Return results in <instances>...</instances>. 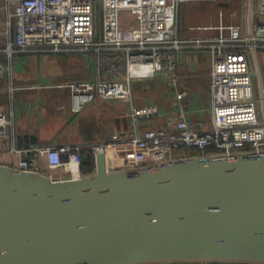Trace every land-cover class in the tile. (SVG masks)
Wrapping results in <instances>:
<instances>
[{
    "label": "water",
    "instance_id": "95a60500",
    "mask_svg": "<svg viewBox=\"0 0 264 264\" xmlns=\"http://www.w3.org/2000/svg\"><path fill=\"white\" fill-rule=\"evenodd\" d=\"M0 264H264V149L137 171L98 154L77 179L0 164Z\"/></svg>",
    "mask_w": 264,
    "mask_h": 264
},
{
    "label": "built area",
    "instance_id": "2783aa9c",
    "mask_svg": "<svg viewBox=\"0 0 264 264\" xmlns=\"http://www.w3.org/2000/svg\"><path fill=\"white\" fill-rule=\"evenodd\" d=\"M194 1L201 0H0V38L8 54L80 49L123 55V80L95 78L67 85L76 112L97 99L129 105L130 129L116 130L108 140L87 147V162L93 169L98 154L105 156L107 170L137 171L189 151L208 155L263 150L264 80L252 60L256 62L257 53L264 50V20L251 26L221 24L219 35L209 40H181L178 10ZM123 13L135 18L133 26L123 21ZM184 47H207L211 52V129H195L180 113L167 122L172 131H139L142 121L161 112L154 104H134L132 82L157 75L176 81V53ZM185 96L178 92L176 99ZM10 125L6 114L0 113V138H6ZM9 151L18 156L20 170L40 172L45 163L49 171L62 170L61 179L82 174L84 148L79 145L11 147Z\"/></svg>",
    "mask_w": 264,
    "mask_h": 264
},
{
    "label": "crops",
    "instance_id": "0c3cea01",
    "mask_svg": "<svg viewBox=\"0 0 264 264\" xmlns=\"http://www.w3.org/2000/svg\"><path fill=\"white\" fill-rule=\"evenodd\" d=\"M177 20V35L181 40H209L219 35L217 27L221 24L251 26L264 20V0L187 2L180 6ZM123 21L133 26L134 20L124 15ZM47 54L61 57L67 65L66 73L43 75L38 62ZM176 62L174 82L161 75L132 82L134 104H154L161 112L158 117L142 121L139 131H172L167 122L180 113L195 129H211L210 50L207 47L181 48L176 53ZM0 66V113L6 114L11 122L6 138H0L2 165L17 168L19 158L9 151L11 147L79 145L84 148L83 157L87 158V147L91 143L108 140L116 130L130 129L128 104L97 99L76 112L75 99L67 88L70 83L95 78L123 80L124 58L119 52L75 49L8 54L6 43L0 38ZM178 92L186 93L180 101L176 99ZM40 172L65 176L62 170L49 171L45 163Z\"/></svg>",
    "mask_w": 264,
    "mask_h": 264
},
{
    "label": "rangeland",
    "instance_id": "374dc122",
    "mask_svg": "<svg viewBox=\"0 0 264 264\" xmlns=\"http://www.w3.org/2000/svg\"><path fill=\"white\" fill-rule=\"evenodd\" d=\"M123 15L127 18L135 20L129 13H123ZM45 55V57L38 62V69L43 73V75H61L60 73H66L67 65H65L64 61H62L58 56L52 55ZM36 62V58H34ZM252 63L258 65V69L263 77L264 80V50L259 51L257 53L256 62L252 60ZM42 75V76H43ZM259 97V94H258ZM179 155H183L182 152ZM191 155V154H190Z\"/></svg>",
    "mask_w": 264,
    "mask_h": 264
},
{
    "label": "trees",
    "instance_id": "16d2710c",
    "mask_svg": "<svg viewBox=\"0 0 264 264\" xmlns=\"http://www.w3.org/2000/svg\"><path fill=\"white\" fill-rule=\"evenodd\" d=\"M186 154L188 155V154H191V155H196V154H198V155H200V152H197V151H189V152H186ZM87 158H88V156H87ZM92 170H93V167H92V165L90 164V163H82L81 164V173L82 174H88V173H90V172H92Z\"/></svg>",
    "mask_w": 264,
    "mask_h": 264
}]
</instances>
